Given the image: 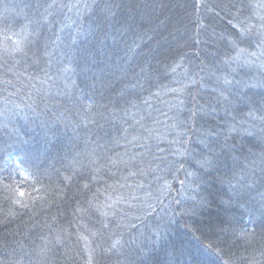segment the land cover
<instances>
[{
	"label": "trees",
	"instance_id": "obj_1",
	"mask_svg": "<svg viewBox=\"0 0 264 264\" xmlns=\"http://www.w3.org/2000/svg\"><path fill=\"white\" fill-rule=\"evenodd\" d=\"M38 2L0 0V264H86L92 249H95L93 264H139L142 256L139 241L150 236L157 224L165 228L166 238L155 246L152 264H264V236L260 228H255L250 241L239 235L241 229L251 231L254 227L247 223L250 213L260 220L264 211L260 193L264 187L257 181L256 189L238 200L229 184L230 181L231 185L239 186L238 181L245 175L241 165L248 169V175L252 169L257 177L261 175L259 154L264 141L259 139V120L255 136L232 133L235 139H229L228 143H235L238 151L222 156L218 169L205 175L199 190L194 185L181 187L167 173L156 174L159 180L154 175L128 176L123 164L114 167L110 162L127 159L139 151L128 141L143 133L141 124L162 133V139H171L178 100L187 98V90L179 89L186 84L192 88L193 95L203 97L201 103L211 101L215 105L210 95L214 79L204 73L205 79L198 85H192L189 80L198 70L195 67L198 61H205V55L214 54L216 47L224 51L218 44L193 46L197 30L190 21H196L198 16L207 20L212 14L204 10L197 13L191 6L194 0H95L91 12L67 13L70 19H65V23L71 26L60 33L65 39L77 30L83 33L78 38L83 41L80 49L88 50L87 67L89 76L96 77L95 82L86 81L75 62L65 61L68 71L59 78L58 87L47 84L41 87L38 80L29 82L28 74L19 75L23 70L22 64H15L21 59L19 54L15 58L3 55L5 48H11L14 41L27 35L31 26L26 17L31 19L35 13L34 8L26 5L34 6ZM88 2L92 4L93 0ZM244 2L252 7L231 24L228 23L231 16L224 13L212 21L217 35L237 32L233 25L241 22L259 27L264 8L257 5L264 0ZM161 4L167 7L161 9ZM108 5L113 6L115 18L107 11ZM126 14L135 17L132 30L127 32V25L121 26ZM102 17H107V21L97 26L96 21ZM44 34L51 32L45 29ZM208 35L212 36L211 30ZM257 40L252 35L240 47L248 52L258 51ZM181 56L186 58L181 60ZM259 63L240 69L237 78L251 85L264 81V69ZM141 66L145 70L143 74ZM7 68L12 71L7 72ZM29 74L42 78L33 69H29ZM93 83L99 90L96 93L86 87ZM170 89L178 91L173 93ZM84 93L92 95L97 104L87 119L83 113L77 115V106L71 100ZM249 94L258 101L264 95V87H252ZM145 100L148 104H144ZM123 109H127V115ZM182 110L186 115V108ZM247 111L248 108L239 105L233 116L239 121ZM11 114L19 118L12 120ZM256 115L260 113L257 111ZM133 116L136 120L146 118L135 124ZM219 116H224L223 111ZM124 119L135 126V131ZM204 123L198 120L197 127ZM123 128H129L128 134ZM220 139L223 142V137ZM37 152L42 162L38 170L22 162L27 154ZM233 156L239 158L235 166ZM179 175L183 178V173ZM5 184L11 188L5 189ZM138 184H143V188H138ZM18 190L25 195L19 196ZM9 196L12 198L6 199ZM121 196L124 200L117 203ZM133 196L138 199L133 200ZM157 196L168 206L166 210L156 201ZM191 197L206 198L208 203L200 207ZM177 199L180 206L174 203ZM17 200L28 207L21 208ZM88 201L93 206L90 213L82 218L74 217V209L89 207ZM149 203L159 209L151 216L146 215L150 211ZM109 204L111 208L106 207ZM103 211L108 212L107 218L101 216ZM101 220L109 224L105 239L109 236L112 239L107 243L92 235L102 230ZM114 239H120L122 244L133 239L138 243L124 244L104 253L97 248L98 243L108 248Z\"/></svg>",
	"mask_w": 264,
	"mask_h": 264
},
{
	"label": "snow or ice",
	"instance_id": "obj_2",
	"mask_svg": "<svg viewBox=\"0 0 264 264\" xmlns=\"http://www.w3.org/2000/svg\"><path fill=\"white\" fill-rule=\"evenodd\" d=\"M94 5L95 0H93L92 4L88 0H40L34 6L26 5V7L34 8V17L31 19L26 17L28 25L31 28L21 40L14 41L11 48H5L3 55L15 58L16 54H19L21 59L15 61L16 65L22 64L23 70L19 75L28 74L29 82L38 80L41 87L45 84L49 85V87H58L59 78L68 71L65 61L75 62L77 67L82 69L81 74L84 76V79L86 81L92 79L95 82L96 77L89 76L87 67L90 63L88 50L84 49L82 52L80 49L83 41H79L78 38L83 33L77 30L75 35L69 34L66 39L60 35V33L64 32L65 28L71 26L65 23V19H70L67 13H71L74 10L77 13H80L82 10L91 12L93 11ZM191 6L197 13L204 10L212 14L207 17V20L202 16H198L196 21H190L197 30L196 37L193 40V46L203 44L205 47H211L212 45L218 44L224 49V51H221L220 47H216L214 54L209 53L205 55V61L207 63L205 61H198L195 66L198 70L189 76L192 85H198L204 81L205 76L202 75L204 73H207L210 79H214V86L210 90V95L211 99L215 101V105H212L211 101L201 103L203 97H200L198 94L193 95L192 88L186 84L184 88L179 89L181 92L187 90V98L178 100V111L175 122L172 125L173 133L171 134V139H162V133L156 132V130L141 124V121L146 117H141L136 120L133 116L135 124H141L143 133L133 136L132 140L128 141V143L134 144V147L139 149V151H134L127 159L121 158L118 161L110 162L114 167L117 164H123L124 169L128 171V176L135 177L139 175L143 177L154 175V178L159 180L160 176L156 174L167 173L173 179H177L181 187L194 185L195 189L199 190L201 181H204L205 175H210L211 171L218 169L221 157L238 151V146L235 143H228L229 139H235L232 133H236L237 135L243 134L248 137L255 136L257 134L256 121L259 120V139L264 141V95L257 101L249 94V90L252 87H264V81H261L258 85H251L238 79L236 75L240 69L255 65L257 61H260L259 67L264 69V15L259 17L260 23L258 28L254 24H247L245 26L241 22L239 25H233V28H238L237 32L217 35L212 24L215 18L220 17L221 13H224L225 15L231 16L228 21L231 24L233 19L244 15L245 11L250 9L252 5L245 3L244 0H236V2L228 0L227 3H213L210 0H194ZM112 7V5L106 6L107 11L115 18L116 12L112 11ZM115 7H120V5H116ZM159 7L163 9L167 5L161 4ZM257 7L264 8V3L257 5ZM233 10H235V15H232ZM57 17L61 18L57 19ZM246 19H251V17H246ZM106 21L107 17H102L96 21V24L100 26ZM72 23L75 24L76 21ZM134 23L135 17L126 14L124 24L121 26L124 27V25H127L125 28V32H127L132 30ZM160 23H164V21L161 20ZM45 29H48L51 35H45ZM209 30L212 32L211 37L208 35ZM13 35L19 34L13 33ZM252 35L258 37L256 43V49L258 51L248 52L247 49L240 47V45L245 43V40ZM213 37L215 39H212ZM85 39L87 38L85 37ZM184 39L187 42L189 37L186 35ZM210 40L212 41L211 45L209 43ZM232 53H235V55ZM185 58L184 56L180 57L181 60ZM54 60L55 63L53 62ZM29 69H33L42 74V78L29 74ZM6 71L11 72L12 68H7ZM144 71L143 66H141V74ZM196 77H199V80ZM7 83H11V81H7ZM102 83L103 80H101ZM31 87L35 88L36 85L31 84ZM86 87H89L93 93L99 91L95 88L94 83L91 86L86 85ZM36 90L39 92L40 88ZM169 91L175 93L178 89H170ZM71 100L77 106V115L83 113L86 119L89 114L93 113L94 108L97 107L93 96L88 93L72 97ZM128 103L131 102L128 101ZM144 104H148V101L145 100ZM239 105L248 108V111L243 119L237 121L233 113L238 111ZM132 107H136V105H132ZM185 108L187 110L186 115L182 110ZM123 111L125 115L128 114L127 109H123ZM220 111H223V117L219 116ZM257 111L260 113L259 116L256 115ZM198 120L204 121L205 123L197 127ZM88 122L92 123L94 121L89 120ZM124 123L128 124L129 128L135 131V126L130 124L127 119H124ZM153 123H158V121H153ZM129 128H123L122 131L128 134ZM176 129L180 130L176 131ZM154 132H156L155 135L153 134ZM221 137H223V142L220 139ZM240 149L242 150V146H240ZM232 159L234 166L239 163L238 157L233 156ZM259 160L261 173L259 177H257L255 169H252L251 174L248 175V169L241 165V171L245 175L241 176L240 181H238L239 186L231 185L229 181L232 194L238 200L246 198L254 191L257 186V181H259L260 187H264V149L259 154ZM22 162H27L29 168L37 170L42 163L38 152L35 155L31 153L27 154ZM189 168L193 170L189 171ZM180 173H183V178H180ZM24 178L27 180L28 175L26 174ZM127 178L124 177L125 180ZM164 185L166 187L169 186L167 180L164 181ZM125 186L127 185H121V187ZM4 187L5 189H10L11 185L5 184ZM85 187L87 188L88 186L85 185ZM137 187L143 188V184H138ZM24 195L25 193L23 191H19V196L23 197ZM260 195L262 200H264V192L260 193ZM11 198V196L6 197V199ZM132 199L135 200L138 198L133 196ZM155 199L165 210L167 209L168 206L164 205L160 196L155 197ZM191 199L196 200V203L200 207H205L208 203L206 198L197 199L196 197H191ZM123 200L124 197L121 196L117 203ZM16 203H20L21 208L28 207L27 204L21 203L19 200ZM87 203L89 205L87 208L76 207L73 211V216L82 218L83 215L89 214L93 206L91 201ZM174 203L177 206L181 205V201L178 199L174 200ZM106 207L111 208L112 205L109 204ZM147 207L150 209L146 213L147 216H151L159 211L154 204L149 203ZM96 210L99 211V209ZM9 215L14 214L9 213ZM113 215H116V213L113 212ZM101 216L107 218L108 212H101ZM249 216L250 219L247 223L254 227L251 231L247 228L241 229L239 233L245 241L252 239L255 235L256 227L260 228L261 235L264 236V211H261L259 221L252 217L251 213ZM100 223L102 230L92 233V235L98 236L100 240H104L107 243V240L112 239L111 236L105 239V230L109 228V224L104 223L103 220ZM7 224L8 221L5 222V227H7ZM81 238L84 239V237ZM165 238V228L157 224L153 228L150 236L146 237L143 241H139L142 252L139 264H152V253L155 250V246ZM129 243L135 245L138 241L133 239L131 241H124L122 244L120 239H114L108 248H105L104 244L100 243L97 244V248L101 253L105 251L111 252L117 247L122 248L124 244ZM94 251L95 249L89 251L86 264H93L92 252Z\"/></svg>",
	"mask_w": 264,
	"mask_h": 264
},
{
	"label": "rangeland",
	"instance_id": "obj_3",
	"mask_svg": "<svg viewBox=\"0 0 264 264\" xmlns=\"http://www.w3.org/2000/svg\"><path fill=\"white\" fill-rule=\"evenodd\" d=\"M8 113H12V112H8ZM9 116H10V118H11L12 120H16V119L19 118V116L16 115V114H11V115H9Z\"/></svg>",
	"mask_w": 264,
	"mask_h": 264
}]
</instances>
